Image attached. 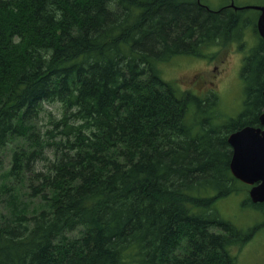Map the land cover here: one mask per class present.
I'll return each mask as SVG.
<instances>
[{
    "label": "trees",
    "instance_id": "16d2710c",
    "mask_svg": "<svg viewBox=\"0 0 264 264\" xmlns=\"http://www.w3.org/2000/svg\"><path fill=\"white\" fill-rule=\"evenodd\" d=\"M246 16L198 0H0V159L14 142L4 176L42 204L29 214L10 187L0 264H237L258 226L217 201L243 183L229 134L260 126L264 39L243 59L236 116L159 65L244 46Z\"/></svg>",
    "mask_w": 264,
    "mask_h": 264
},
{
    "label": "rangeland",
    "instance_id": "374dc122",
    "mask_svg": "<svg viewBox=\"0 0 264 264\" xmlns=\"http://www.w3.org/2000/svg\"><path fill=\"white\" fill-rule=\"evenodd\" d=\"M232 1L238 7L264 5V0ZM230 2L231 0H201V3L211 9H218ZM239 11L241 14L247 15L246 19L249 21L242 36L245 41L243 47H240V41H227L223 44L209 46L206 50L208 56L177 55L159 65L162 77L176 84L180 90H191L204 97L216 96L219 106L226 116H236L243 109L245 99V82L241 77L243 58L259 40V34L254 30L253 23H256L258 10L248 7ZM218 71H221V74L216 78L215 74ZM47 107L54 112L57 111V105H48ZM45 123L46 120H41L39 125H45ZM14 147L16 144L10 142L1 151L0 213L10 212L11 204L8 199L13 191L10 190V187L15 185L16 190L14 189L13 192L18 193V201L22 204L26 203L29 214H32L41 208L40 199L29 198L24 185L14 184V181L9 182L4 176L10 167ZM3 185H6L4 190H2ZM249 190L250 185L239 183L234 192L217 201V208L224 218L232 220L239 227L249 229L258 226L246 243L240 247L232 248V251L237 255V264H264V208H262V203L250 202Z\"/></svg>",
    "mask_w": 264,
    "mask_h": 264
},
{
    "label": "water",
    "instance_id": "95a60500",
    "mask_svg": "<svg viewBox=\"0 0 264 264\" xmlns=\"http://www.w3.org/2000/svg\"><path fill=\"white\" fill-rule=\"evenodd\" d=\"M236 9L255 8L260 11L257 30L264 39V5H250ZM264 95V90H263ZM260 126L245 125L231 132L228 142L232 147L230 168L232 174L251 185L249 195L253 202H264V111L259 116Z\"/></svg>",
    "mask_w": 264,
    "mask_h": 264
},
{
    "label": "flooded vegetation",
    "instance_id": "af4514ba",
    "mask_svg": "<svg viewBox=\"0 0 264 264\" xmlns=\"http://www.w3.org/2000/svg\"><path fill=\"white\" fill-rule=\"evenodd\" d=\"M231 2H232V0H231ZM231 2H230V4H231ZM230 4H228V5H230ZM260 13V12H259ZM245 57V56H244ZM244 59V58H243ZM242 66H243V64H242ZM242 69V68H241ZM217 71V70H216ZM223 72H224V70H223ZM220 74H221V71H218L216 74H215V77L217 78V77H219L220 76ZM212 82V81H211ZM263 92V91H262Z\"/></svg>",
    "mask_w": 264,
    "mask_h": 264
},
{
    "label": "bare ground",
    "instance_id": "6f19581e",
    "mask_svg": "<svg viewBox=\"0 0 264 264\" xmlns=\"http://www.w3.org/2000/svg\"><path fill=\"white\" fill-rule=\"evenodd\" d=\"M263 90H264V88H263Z\"/></svg>",
    "mask_w": 264,
    "mask_h": 264
}]
</instances>
